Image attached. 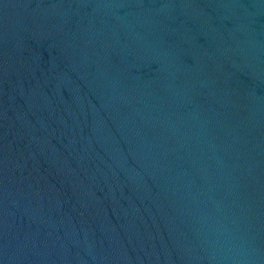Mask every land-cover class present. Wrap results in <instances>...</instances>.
<instances>
[{
    "label": "water",
    "instance_id": "water-1",
    "mask_svg": "<svg viewBox=\"0 0 264 264\" xmlns=\"http://www.w3.org/2000/svg\"><path fill=\"white\" fill-rule=\"evenodd\" d=\"M0 264H264V0H0Z\"/></svg>",
    "mask_w": 264,
    "mask_h": 264
}]
</instances>
